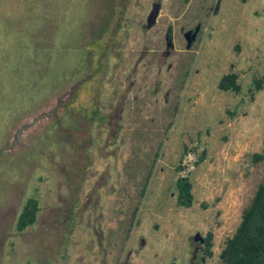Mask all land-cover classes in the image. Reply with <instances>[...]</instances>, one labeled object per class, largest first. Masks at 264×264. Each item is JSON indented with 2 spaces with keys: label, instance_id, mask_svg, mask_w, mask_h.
<instances>
[{
  "label": "rangeland",
  "instance_id": "obj_1",
  "mask_svg": "<svg viewBox=\"0 0 264 264\" xmlns=\"http://www.w3.org/2000/svg\"><path fill=\"white\" fill-rule=\"evenodd\" d=\"M108 9L106 0H0V264H114L121 244L133 264H184L196 232L211 233L206 264H221L218 251L261 177L251 154L264 138V0H162L155 27L174 32L164 64L155 38L116 43L111 65L90 79L78 69L85 58L98 64ZM196 24L186 49L178 29ZM227 72L236 92L217 88ZM71 76L86 111L98 107L92 119L55 126L53 116L37 132L12 134L39 110L54 114L49 97ZM130 93L131 107L122 98ZM106 116L109 124L96 120ZM179 158L189 207L174 202ZM28 197L35 220L16 231Z\"/></svg>",
  "mask_w": 264,
  "mask_h": 264
},
{
  "label": "flooded vegetation",
  "instance_id": "obj_2",
  "mask_svg": "<svg viewBox=\"0 0 264 264\" xmlns=\"http://www.w3.org/2000/svg\"><path fill=\"white\" fill-rule=\"evenodd\" d=\"M108 5V10L105 15V35H100L99 37L102 39L103 46L101 49V55L99 56V62L97 65H92L91 61L88 58H85L81 63V67L78 69L82 74H86L88 78L92 79L94 74L99 73L102 69L108 68L111 63L109 58L113 55V50L115 49V44H131V43H143L146 42L149 38H155V41L158 43H164V48L160 49L156 54V63L159 65H163L165 61V57H167L171 51L174 49V32L172 30V25H166L164 29L158 26L155 27L158 23L159 12L161 8L162 0H106ZM215 3L212 7V11L215 8ZM51 9V8H50ZM52 11V9H51ZM49 18V21L54 22V16L51 13L46 14ZM103 16V15H102ZM155 27V31L153 34L148 36L149 30ZM198 24L194 25L191 28L184 29L180 27L178 31L181 34V37L185 41V36L183 35L184 31L189 29H194ZM197 33V30H196ZM196 33L193 37L195 39ZM192 40V41H193ZM46 45L50 46V39L46 38ZM170 43L171 48L168 52L165 50V44ZM142 53L138 56L135 61L134 67L131 63H129V67L127 69L128 75L130 76L136 64L142 59ZM88 66L89 69H85L84 67ZM169 68V65L166 64V70ZM159 72V69H157ZM78 77V76H77ZM70 77L66 81V84L57 91L52 97H49L51 101L57 102L58 107L54 111V114H51V111L47 109L39 110L34 113L32 116L28 117V119H23L20 123L14 127L11 131L12 134L22 133L23 131L34 129L33 131L37 132L41 130L45 123L49 122L51 118L55 117V126H61L64 123V119L66 117H70L72 120L71 125L76 122L84 123L83 117L85 119H92L93 116L97 114V106H93L92 110L86 111V106L84 103L79 100L80 98L76 95V85L78 83V78ZM137 79L136 77L130 78L128 83V88L130 89L135 83ZM94 87L92 93L98 92L101 90V87L93 84ZM138 89H141V85H137ZM158 87V83H155L151 88V94L156 93ZM89 94L88 98H90ZM165 94V93H164ZM122 98H126L128 100L127 106H132V101L136 99V94L130 93L128 96L126 94L122 95ZM51 101H46L45 104L49 107V103ZM82 106H81V105ZM78 107V111L74 110L75 106ZM45 106V105H44ZM64 113V114H63ZM72 113H78L80 119H74ZM54 116V117H53ZM59 117H62L59 121ZM108 119L107 123L109 124L111 116H106L103 118H97L100 123L103 122V119ZM79 120V121H78ZM59 122V123H58ZM61 122V125H60ZM75 128V127H72ZM78 128V127H77ZM0 151L3 150L2 143L0 144ZM147 175L145 176V178ZM145 180L143 182L144 186ZM20 211V210H19ZM202 240L199 242L190 241L188 242V250L186 254V260L184 264H206L210 253H208L205 242V235L201 236ZM127 240V237H126ZM125 240V241H126ZM111 252V250H109ZM132 248L126 247L125 244H121L119 248L114 252L112 256V260L114 264H133L131 261Z\"/></svg>",
  "mask_w": 264,
  "mask_h": 264
},
{
  "label": "trees",
  "instance_id": "obj_3",
  "mask_svg": "<svg viewBox=\"0 0 264 264\" xmlns=\"http://www.w3.org/2000/svg\"><path fill=\"white\" fill-rule=\"evenodd\" d=\"M255 89L260 84L254 81ZM217 88L223 91H237L236 75L232 72L222 74L217 81ZM183 151H186L184 146ZM202 160L198 155L193 164L197 165ZM252 162H261V177L257 183L252 197L247 206L241 211L240 220L232 234L225 238L217 257L221 264H264V138L262 151L251 154ZM173 170L176 175L173 181L174 202L177 206L189 207L192 203L191 182L187 175L181 174L183 166L178 163ZM144 186L140 190L142 196ZM38 202L35 198L28 197L22 204L15 220V230L21 231L31 225L36 217ZM211 233L205 235L206 248L210 253Z\"/></svg>",
  "mask_w": 264,
  "mask_h": 264
},
{
  "label": "water",
  "instance_id": "obj_4",
  "mask_svg": "<svg viewBox=\"0 0 264 264\" xmlns=\"http://www.w3.org/2000/svg\"><path fill=\"white\" fill-rule=\"evenodd\" d=\"M214 10L215 9H213V11ZM196 30H197V27H195L192 30L189 29V30L184 31V33H183V35L185 36V45H184V47L186 49L190 46V44H191V42L193 40V37H194V35L196 33ZM170 48H171V44L170 43H166L165 44V50H166V52H168L170 50ZM191 239L193 241H196V242H199V241L202 240L201 236L197 232L192 235Z\"/></svg>",
  "mask_w": 264,
  "mask_h": 264
}]
</instances>
